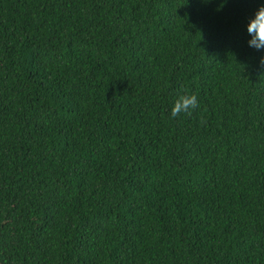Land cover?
I'll return each mask as SVG.
<instances>
[{"label": "trees", "instance_id": "16d2710c", "mask_svg": "<svg viewBox=\"0 0 264 264\" xmlns=\"http://www.w3.org/2000/svg\"><path fill=\"white\" fill-rule=\"evenodd\" d=\"M261 6L0 0V264H264Z\"/></svg>", "mask_w": 264, "mask_h": 264}, {"label": "clouds", "instance_id": "9594fccd", "mask_svg": "<svg viewBox=\"0 0 264 264\" xmlns=\"http://www.w3.org/2000/svg\"><path fill=\"white\" fill-rule=\"evenodd\" d=\"M205 2H210V0H205ZM247 31L251 36V39L248 41L249 46L257 50L264 49V6H261L254 18L250 20ZM261 64H264V57L261 58ZM198 108L199 100L195 94H180L173 102L170 116L172 118H176L182 114L190 116ZM200 123H206L202 116Z\"/></svg>", "mask_w": 264, "mask_h": 264}]
</instances>
